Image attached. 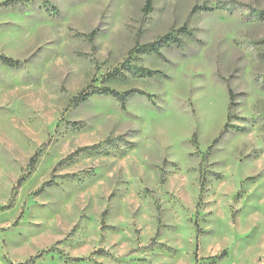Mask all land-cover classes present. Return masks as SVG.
Listing matches in <instances>:
<instances>
[{
    "label": "rangeland",
    "instance_id": "1",
    "mask_svg": "<svg viewBox=\"0 0 264 264\" xmlns=\"http://www.w3.org/2000/svg\"><path fill=\"white\" fill-rule=\"evenodd\" d=\"M0 56V264H264V0H0Z\"/></svg>",
    "mask_w": 264,
    "mask_h": 264
},
{
    "label": "trees",
    "instance_id": "2",
    "mask_svg": "<svg viewBox=\"0 0 264 264\" xmlns=\"http://www.w3.org/2000/svg\"><path fill=\"white\" fill-rule=\"evenodd\" d=\"M11 1H14V0H11ZM0 61L5 64V65H8L10 67H19L21 66V62L18 61V60H14L12 58H9V57H6V56H0ZM98 94H107V95H115L122 103L125 102V98L124 96H121L119 94H116L115 92L113 91H110V90H106L105 92L101 93L97 90L93 91L91 94H85L84 92L81 93L78 97H77V101L78 102H87L90 97L94 96V95H98ZM197 135L194 134L193 138L196 139ZM33 160V159H32ZM24 182V178H20L19 181H18V186H20L22 183Z\"/></svg>",
    "mask_w": 264,
    "mask_h": 264
}]
</instances>
